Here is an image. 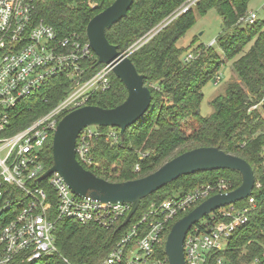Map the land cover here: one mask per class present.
<instances>
[{
  "label": "trees",
  "instance_id": "trees-1",
  "mask_svg": "<svg viewBox=\"0 0 264 264\" xmlns=\"http://www.w3.org/2000/svg\"><path fill=\"white\" fill-rule=\"evenodd\" d=\"M113 1L39 0L35 3L34 14L60 34H76L87 40L85 30L88 22ZM185 1L134 0L126 18L107 30L106 38L122 53ZM249 1L199 0L192 9L133 53L129 58L137 72L144 76V85L151 92L150 108L135 125L125 131L123 138L115 129L117 142L107 139L109 128H96L99 136L91 139V154L99 166L96 171L100 175L96 171L93 173L113 183L148 176L173 158L197 148L218 147L227 154L245 160L251 166L255 178L251 196L254 208L248 215L247 223L239 227L229 241L230 249L225 257L231 264L260 258L264 246V119L258 110L252 109L264 103V23L256 21L251 26L241 25L239 21L247 15ZM211 9L217 12L223 23L219 41L222 54L228 60L241 54L232 63V70L239 82L228 83L225 93L211 102L214 113L202 118L199 114L201 89L218 73L220 61L212 47H207L209 53L204 47H199L193 53L196 59L186 62L181 58L183 50L176 43L194 24L196 17L204 16ZM248 44L250 47L244 51ZM95 64L94 56L87 64L86 78L101 67H95ZM67 91L61 79L47 84L38 95L28 99V108L15 129L28 125L44 114L63 99ZM126 96L124 86L112 73L110 89L94 93L87 105L112 109L121 104ZM262 109L264 111V104ZM51 141L43 149L47 167L52 164ZM117 158H120V162H114ZM113 165L116 168H111ZM136 165L139 166V172L134 171ZM106 171L112 175L105 174ZM133 172L140 173V177L134 178ZM220 179L227 181L228 191L235 190L241 184L240 175L233 171L181 177L142 200L136 218L153 202L160 204L174 196L175 192L182 196ZM247 202L245 200L236 206H244ZM55 236L59 253L69 262L102 264L118 240L120 231L63 222L58 224ZM164 244L163 241L157 250L162 259H166ZM242 247L247 254L237 260ZM260 264H264L263 258Z\"/></svg>",
  "mask_w": 264,
  "mask_h": 264
},
{
  "label": "built area",
  "instance_id": "built-area-1",
  "mask_svg": "<svg viewBox=\"0 0 264 264\" xmlns=\"http://www.w3.org/2000/svg\"><path fill=\"white\" fill-rule=\"evenodd\" d=\"M37 1L0 0V264H73L56 247L55 233L63 222L120 231L102 264H168L157 250L173 224L207 198L229 192L228 183L220 179L160 204L153 202L123 225L130 205L79 198L57 173L40 180L51 167L46 166L43 149L58 123L68 113L88 106L94 93L108 91L112 70L101 66L86 78L87 64L95 56L88 41L76 34H60L36 18ZM198 1L186 0L122 54L129 58ZM257 19L249 13L240 22L251 26ZM192 55L187 54L185 61L193 60ZM57 79L68 89L66 96L28 125L15 129L28 99ZM213 80L216 84L220 77L216 74ZM92 128L78 136L75 146L77 162L89 171L96 165L91 139L99 136ZM106 137L118 141L115 129H109ZM134 171L139 172L138 165ZM247 201L244 206L233 204L211 213L188 231L183 243L185 264H231L225 257L229 241L254 208L252 197ZM261 258L264 247L260 258L239 264H260Z\"/></svg>",
  "mask_w": 264,
  "mask_h": 264
},
{
  "label": "water",
  "instance_id": "water-1",
  "mask_svg": "<svg viewBox=\"0 0 264 264\" xmlns=\"http://www.w3.org/2000/svg\"><path fill=\"white\" fill-rule=\"evenodd\" d=\"M134 0H114L113 3L87 24L85 35L96 57L95 67L109 66L124 86L125 100L112 109L84 106L65 115L53 133L52 164L40 180L57 173L72 194L104 204H128L130 211L125 225L138 211L141 201L181 177L197 173L233 171L241 177L235 190L215 194L177 220L171 227L164 245L168 264H185L183 243L188 231L211 213L243 202L252 196L255 178L251 166L243 159L227 154L218 147L197 148L165 163L152 174L125 182L113 183L84 169L76 160L78 136L87 128L117 129L123 138L125 131L135 125L149 110L151 92L144 85L130 58L125 57L106 38V31L126 18Z\"/></svg>",
  "mask_w": 264,
  "mask_h": 264
},
{
  "label": "rangeland",
  "instance_id": "rangeland-1",
  "mask_svg": "<svg viewBox=\"0 0 264 264\" xmlns=\"http://www.w3.org/2000/svg\"><path fill=\"white\" fill-rule=\"evenodd\" d=\"M249 13H255L258 18L257 21L264 23V0H250L247 5V14ZM241 25L244 24L241 23ZM222 29H223V23L221 17L217 14V12L214 9H211L204 16L196 17L194 24L186 31L184 36L181 39H179L176 43L177 47L183 50L181 54V58L182 60L185 61V57L187 54L189 53L193 54L195 49L197 50V48L199 47L201 48L204 47V49L207 51V47L211 46V44L214 42L212 48L213 51L216 53L218 60L220 61L219 63L220 68L217 73V75L220 77V81H218L215 84V81L212 79L208 81L201 89L202 99L199 105V114L202 118H208L214 113V108L212 107L211 102L225 93V89L228 83H230L231 81L239 82L232 70V63L241 54L238 55V57L236 56V58L233 60L226 59V57L222 54L219 48V41L222 34ZM249 47L250 44H248L244 48V51H247ZM196 52L197 53L200 52V49L199 51ZM207 53H209V51H207ZM192 56H193V60H195L196 59L195 55ZM164 102L166 103V99H164ZM263 104L264 103L253 106L252 109L258 110V112L261 114L262 118L264 119V111L262 109ZM183 125H185V123ZM183 125L182 128L184 127ZM92 130L95 131V129L93 128ZM119 160L120 158H117L115 159L114 162H118ZM97 165L98 164L96 163V165L91 170L92 172L96 171V168L97 169L99 168V166L97 167ZM111 168L113 169L116 168V165H113ZM109 172L110 171H106L105 174L108 173L109 176L112 175ZM95 173L100 175L98 171H96ZM132 176L134 178H139L140 173L133 172ZM176 194L177 193L175 192L173 195L175 196ZM246 254L247 251L244 250V248L242 247L240 253L237 255V260H241V258L244 257Z\"/></svg>",
  "mask_w": 264,
  "mask_h": 264
}]
</instances>
